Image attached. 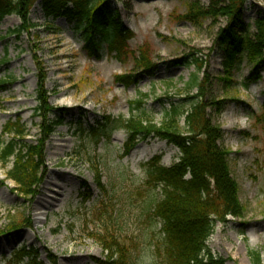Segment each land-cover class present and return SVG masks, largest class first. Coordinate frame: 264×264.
Instances as JSON below:
<instances>
[{"label": "rangeland", "instance_id": "1", "mask_svg": "<svg viewBox=\"0 0 264 264\" xmlns=\"http://www.w3.org/2000/svg\"><path fill=\"white\" fill-rule=\"evenodd\" d=\"M210 4L112 0L111 8L132 32L121 60L107 48L101 59L91 57L82 33L63 18L46 19L40 3L29 13V32L20 38L10 31L22 25L21 18L13 15L0 21V82L10 77L8 84H0V149L14 139L4 132L6 127L20 122L25 142L44 141L46 163L42 182L30 196L6 179L12 162L5 169L0 164V264H25L13 260V252L23 246L37 249L47 264L48 254L57 264H96L111 254L99 237L111 241V235L126 247L130 264H163L158 251L165 242L162 225L153 218L162 193L148 183V163L162 156L161 164L170 167L179 161V150L151 137L124 157V130L111 139L95 131L107 117L141 115L131 106L141 95H148L142 109L155 123L163 121L171 102L183 104L182 112L187 113V97L196 90L190 95L186 85L198 67L173 62L188 58L203 63L210 80L207 98L224 107L220 114L210 107L209 115L223 130L220 144L228 152L230 172L247 209L244 218L230 217L226 225L219 224L207 249L225 264H256L252 252L264 260V64L257 75L245 61L232 90H225L219 80L223 53L217 40L228 18L204 19L199 26L185 20L192 5ZM242 18L254 32L255 22L264 19V0H248ZM143 56L156 65L154 76L144 75L129 86L119 82L120 76L142 72L138 62ZM42 76L55 111L49 120L63 119L49 138L42 135V119L36 115ZM249 80L250 88L244 90L240 84ZM179 125L185 128V116ZM96 171L105 190L96 183Z\"/></svg>", "mask_w": 264, "mask_h": 264}, {"label": "trees", "instance_id": "2", "mask_svg": "<svg viewBox=\"0 0 264 264\" xmlns=\"http://www.w3.org/2000/svg\"><path fill=\"white\" fill-rule=\"evenodd\" d=\"M112 0H0V21L9 16H18L22 25L10 31L20 38L29 32L28 22L30 11L40 3V9L46 19H65L73 28L82 33L85 49L93 58H102L105 48L121 60L132 32L121 21L119 11L111 8ZM208 8L192 5L185 20L199 26L201 20L208 18L227 17L228 25L219 32L217 43L223 53V74L219 77L225 90H232L236 75L247 61L258 75L264 64V19L255 22V31L245 24L242 9L248 0H210ZM189 59V58H188ZM176 60L175 66H197V74L188 82L187 90L191 109L183 111V104L171 102L165 109L164 119L155 123L148 118L144 106V97L131 103L132 111H140L141 115L130 118L107 117L95 133L111 139L118 130H124L128 136L124 145L125 156H128L141 142L151 137L166 141L179 149L181 157L178 163L166 167L161 164L162 156H155L148 163L150 186L161 188L162 199L153 211V218L162 225L164 245L158 249L163 264H225L222 258H216L207 249V242L219 224L226 225L229 218H244L247 209L240 200V187L232 177L228 163V152L221 146L224 133L215 125L209 115V108H215L220 114L224 107L222 102H210L207 98L209 76L203 71V63L199 60ZM5 63V62H4ZM3 63V64H4ZM142 72L137 75H125L117 78L126 86L139 83L144 75L153 77L156 65L143 56L138 62ZM204 74L200 79V74ZM10 77L0 82L8 84ZM171 85V84H169ZM244 90L250 88V80L240 84ZM37 92L38 107L36 115L42 119L41 131L49 138L55 128L63 125L61 116L55 121L49 120L54 110L49 106V95L45 90V77ZM135 106V107H134ZM185 116V128L182 130L179 121ZM13 136V140L2 145L0 164L5 169L6 179L16 185L22 195H35L42 182V171L45 163V144L43 140L31 144L25 142V131L21 123H12L4 131ZM95 180L100 189H104L102 175L96 171ZM5 184L1 182V186ZM14 226L11 231L14 230ZM0 231V237L4 236ZM10 235V232L7 233ZM100 236L99 240L111 254L104 260H96V264H130L126 247L118 238L111 235ZM13 260L25 264H46L35 248L23 246L15 250ZM256 264H264L261 255L252 252ZM50 264H57L52 255L48 254ZM12 260V261H13Z\"/></svg>", "mask_w": 264, "mask_h": 264}]
</instances>
